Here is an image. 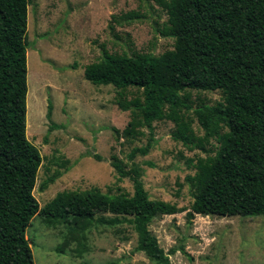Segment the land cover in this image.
I'll list each match as a JSON object with an SVG mask.
<instances>
[{"label": "rangeland", "instance_id": "rangeland-1", "mask_svg": "<svg viewBox=\"0 0 264 264\" xmlns=\"http://www.w3.org/2000/svg\"><path fill=\"white\" fill-rule=\"evenodd\" d=\"M132 11L140 17L129 18ZM167 22L157 0H31L27 135L43 158L34 191L41 208L60 193L96 192L109 202L133 194V182L120 177L112 155L131 164L128 154L146 146L149 130L120 109L113 85L91 83L85 68L104 49L128 56L173 49L174 39L161 31ZM126 91L129 99L142 93L136 87ZM190 95L189 122H154V146L134 159L150 199L173 208L156 215L149 230L170 264H264V216L194 210L195 188L209 175L220 145L211 138L206 144L211 152L197 147L204 130L194 109L201 102L216 105L223 93ZM46 218L37 214L27 229L35 264H156L137 249L140 236L129 217L109 208L84 218Z\"/></svg>", "mask_w": 264, "mask_h": 264}, {"label": "trees", "instance_id": "trees-1", "mask_svg": "<svg viewBox=\"0 0 264 264\" xmlns=\"http://www.w3.org/2000/svg\"><path fill=\"white\" fill-rule=\"evenodd\" d=\"M157 1L167 11L161 31L174 39L173 49L135 56L104 49L103 57L85 68L91 83L113 85L120 109L130 111L131 120L149 130L146 146L128 154L131 164L112 155L120 177L133 182V194L109 202L96 192L68 197L60 193L41 208L34 191L43 158L27 135L31 0H0V264H35L27 229L37 214L66 220L105 208L129 217L140 236L138 250L156 264H170L148 225L173 208L150 199L134 159L154 146V122H189L192 90L223 93L216 105L201 102L194 109L204 130L197 147L211 152L206 148L211 138L220 143L209 175L195 188L194 210L204 215L264 216V0ZM128 17L140 14L132 11ZM130 87L140 89L141 96L129 99ZM52 110L50 103L49 117ZM114 131L119 135V129Z\"/></svg>", "mask_w": 264, "mask_h": 264}]
</instances>
